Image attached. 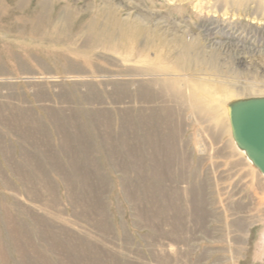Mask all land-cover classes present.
I'll return each mask as SVG.
<instances>
[{
    "label": "rangeland",
    "instance_id": "obj_1",
    "mask_svg": "<svg viewBox=\"0 0 264 264\" xmlns=\"http://www.w3.org/2000/svg\"><path fill=\"white\" fill-rule=\"evenodd\" d=\"M257 102L264 0H0V264H264Z\"/></svg>",
    "mask_w": 264,
    "mask_h": 264
},
{
    "label": "water",
    "instance_id": "obj_2",
    "mask_svg": "<svg viewBox=\"0 0 264 264\" xmlns=\"http://www.w3.org/2000/svg\"><path fill=\"white\" fill-rule=\"evenodd\" d=\"M234 137L264 171V102L248 105L239 111L232 122Z\"/></svg>",
    "mask_w": 264,
    "mask_h": 264
},
{
    "label": "bare ground",
    "instance_id": "obj_3",
    "mask_svg": "<svg viewBox=\"0 0 264 264\" xmlns=\"http://www.w3.org/2000/svg\"><path fill=\"white\" fill-rule=\"evenodd\" d=\"M212 92V91H211ZM233 140L235 141L236 145L245 152L246 156L252 161V163H255L253 161V159L250 157V155L242 148L240 147V145L238 144L237 140L235 139V137H233ZM256 168L264 175V171H262L261 169L258 168V166L256 165Z\"/></svg>",
    "mask_w": 264,
    "mask_h": 264
}]
</instances>
